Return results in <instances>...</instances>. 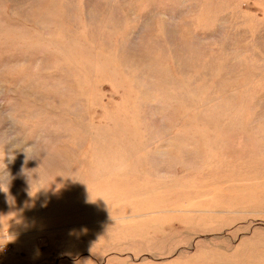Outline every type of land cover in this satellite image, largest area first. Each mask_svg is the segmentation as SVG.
<instances>
[{"label":"rangeland","instance_id":"1","mask_svg":"<svg viewBox=\"0 0 264 264\" xmlns=\"http://www.w3.org/2000/svg\"><path fill=\"white\" fill-rule=\"evenodd\" d=\"M8 184L0 264H264V0H0Z\"/></svg>","mask_w":264,"mask_h":264},{"label":"clouds","instance_id":"2","mask_svg":"<svg viewBox=\"0 0 264 264\" xmlns=\"http://www.w3.org/2000/svg\"><path fill=\"white\" fill-rule=\"evenodd\" d=\"M25 154H26V160H25V163H27V159H28V154H27V151H23ZM22 173L25 172V169H22L21 170ZM10 176V174H8ZM0 192H3L7 201L10 203V199L11 200H14V197H12L11 193H10V190H9V184L7 186H4V185H0ZM29 195H30V192H29Z\"/></svg>","mask_w":264,"mask_h":264}]
</instances>
